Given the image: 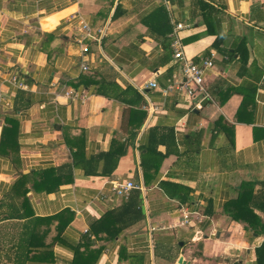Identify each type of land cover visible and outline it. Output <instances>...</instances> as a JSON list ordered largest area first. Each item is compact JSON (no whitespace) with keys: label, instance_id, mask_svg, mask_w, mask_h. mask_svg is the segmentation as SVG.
I'll use <instances>...</instances> for the list:
<instances>
[{"label":"crops","instance_id":"0c3cea01","mask_svg":"<svg viewBox=\"0 0 264 264\" xmlns=\"http://www.w3.org/2000/svg\"><path fill=\"white\" fill-rule=\"evenodd\" d=\"M2 140L0 264H264V0H0Z\"/></svg>","mask_w":264,"mask_h":264},{"label":"built area","instance_id":"2783aa9c","mask_svg":"<svg viewBox=\"0 0 264 264\" xmlns=\"http://www.w3.org/2000/svg\"><path fill=\"white\" fill-rule=\"evenodd\" d=\"M183 28L184 26L182 24H177L175 30L179 31ZM103 35L104 28L94 29L90 24L81 20L79 25L75 28L73 41L82 54H88L90 42L100 41ZM171 47L174 59L181 63V76L183 81L181 82L180 90L185 92L186 96L191 99L200 96L196 106H200V101L210 100L211 97L205 85V77L207 72L213 67L212 61L207 58H201L199 62L196 63L187 59L182 52V47L176 36ZM81 69L82 71H88L86 64H82ZM16 81L14 77L11 78V82L14 85L17 84L18 88H25V86ZM149 86L155 87L156 84L150 83ZM134 189H137V186L132 181H113L110 182L109 194L106 196L103 194L102 197L107 199L119 198L123 201H127ZM184 220H187V218Z\"/></svg>","mask_w":264,"mask_h":264},{"label":"trees","instance_id":"16d2710c","mask_svg":"<svg viewBox=\"0 0 264 264\" xmlns=\"http://www.w3.org/2000/svg\"><path fill=\"white\" fill-rule=\"evenodd\" d=\"M3 137L5 138V133L3 134ZM5 140H2L1 142V146L0 147H3L5 145L4 143ZM117 162V161H116ZM116 162H115V165H116ZM53 171H46L44 173L41 174V182L40 183H47L48 181H52L53 179V175H52ZM25 179H27L26 177H22L20 179V184L23 183L25 181ZM50 179V180H49ZM110 215H107L105 216L102 221H99L95 227H98V226H102L104 227L105 225V221H107V218H109ZM10 218H13L10 217ZM253 229H255V226L252 227ZM90 231V230H89ZM23 246V245H21ZM85 247V251L86 252H82L81 251V248L82 246H78L77 248H75V259L73 260V263L72 264H89V261H90V250H89V246L88 245H84ZM30 248L28 246V249L27 251L30 252ZM256 253L260 254V256L262 257V255H264V242L262 243V245L256 249ZM260 256L258 255L257 257V260L259 261L260 259Z\"/></svg>","mask_w":264,"mask_h":264}]
</instances>
